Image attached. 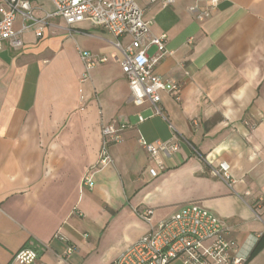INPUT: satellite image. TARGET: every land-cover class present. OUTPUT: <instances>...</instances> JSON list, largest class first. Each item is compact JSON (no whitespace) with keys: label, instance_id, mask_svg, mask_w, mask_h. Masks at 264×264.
<instances>
[{"label":"crops","instance_id":"1","mask_svg":"<svg viewBox=\"0 0 264 264\" xmlns=\"http://www.w3.org/2000/svg\"><path fill=\"white\" fill-rule=\"evenodd\" d=\"M30 4L46 21L43 36L18 16L24 45L0 52V264H21L13 257L22 249L37 253L34 264H114L191 203L222 221L245 264H264V0L223 1L204 20L189 10L194 0L140 1L152 35L167 36L155 73L182 87L179 99L161 93L168 121L132 103L114 59L118 38L90 21L69 29L48 17L56 12L48 0ZM83 52L107 62L86 77ZM122 124L130 128L111 144L115 165L98 169L103 125ZM175 135L180 149L161 157L160 170L139 140ZM222 161L233 190L212 174ZM88 172L91 189L82 188ZM148 208L149 223L135 212Z\"/></svg>","mask_w":264,"mask_h":264},{"label":"built area","instance_id":"2","mask_svg":"<svg viewBox=\"0 0 264 264\" xmlns=\"http://www.w3.org/2000/svg\"><path fill=\"white\" fill-rule=\"evenodd\" d=\"M56 7V12L48 17H60L71 29L74 25L90 21L97 28H102L107 33L118 38L114 46L119 55L114 59L120 62L122 71L128 80L131 91V101L137 107L150 104L153 115L162 116L168 121L160 108L161 93L178 94L181 86L175 81L164 79L155 73V67L168 54L166 49V35L154 36L150 31L149 23L144 19V10L140 6L142 0H48ZM159 1L164 6L174 4L176 0H150ZM197 4L189 10L196 13L198 20L210 17L214 9L226 0H194ZM199 2L209 4L205 9L199 8ZM30 0H2L0 4V52L5 43L12 50L19 51L24 43L20 35L14 32L15 19L22 16L27 21L36 25L35 33L40 38L43 36L45 20H36L32 16ZM27 28V27H26ZM119 38H128L125 45ZM156 48L152 56L148 54L150 49ZM82 61L86 65V77L89 69L107 62V58L94 56L91 53H81ZM146 119L139 116V121ZM170 129L175 128L169 123ZM128 124H122L118 128L112 125H103L101 149L98 156V169L114 166L111 153V144L118 143L122 139ZM181 138L177 135L170 141L150 142L143 137L140 145L148 153L158 168L164 169L162 156L171 157L179 151ZM201 157V156H199ZM204 160V157H201ZM206 160V159H205ZM209 164V162L206 160ZM210 165V164H209ZM228 162L222 161L217 168L211 171L214 177L223 180L232 190L235 180ZM93 175L88 172L82 181V188L91 189ZM135 212L147 223L151 222L153 210L149 209ZM135 241L117 258L114 264H170L181 261L183 264H245L246 258L238 254L237 242L226 236V229L221 220L208 210L203 209L197 203L184 206L175 216L160 222L157 228ZM59 236V235H57ZM64 241L65 238L61 237ZM74 246H70L67 255L73 254ZM37 253L30 249H22L13 257L15 262L34 264Z\"/></svg>","mask_w":264,"mask_h":264}]
</instances>
